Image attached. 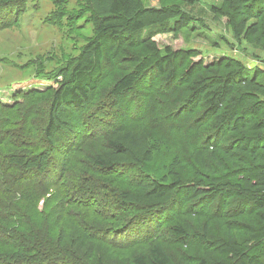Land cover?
<instances>
[{
	"label": "trees",
	"instance_id": "1",
	"mask_svg": "<svg viewBox=\"0 0 264 264\" xmlns=\"http://www.w3.org/2000/svg\"><path fill=\"white\" fill-rule=\"evenodd\" d=\"M29 1L0 0V29L28 11ZM35 1L39 0H33V6ZM47 1L57 10L68 2ZM83 2V9L89 7L92 36L75 60L35 74L38 80H54L57 87H49V94L37 101L32 96L39 90L33 87L13 93L11 103L0 99V264H80L75 249L88 241L101 240L125 251L148 242L142 239L153 232L148 231V220L156 219L170 202L194 205L201 200H217V210L227 219L209 225V218L216 220L212 212L201 221V216L194 219L190 212L179 211L169 229L175 241L188 249L175 260L154 241L131 254L132 264H264V69L257 68L251 76L235 58L208 67L194 63L187 82L177 89L174 109L163 110L173 111L192 132V137L181 138L188 144L184 162L196 171L190 172L173 157L162 173L137 176L138 183L129 187L138 191L131 196L130 190L119 189L118 179L127 175L119 172L120 163L127 160L117 157L125 155L130 141L134 150H128L129 162L134 163L130 166L140 173L158 148H152L145 135L130 130L107 141L109 153L87 159L85 174L90 177L71 172L68 154L79 139L73 112L86 107L77 117L85 123L83 143L86 139L91 144L109 127L119 129L117 97L133 91L150 70L166 82L177 73L175 53L150 42L140 46L139 32L163 20L185 26L197 18L177 3L154 7L143 0ZM221 2L210 9L227 18L233 35L264 47V0ZM115 58L128 62L129 69L112 83L108 102L101 103L95 94L106 66ZM161 119L160 128L166 130L168 125H162ZM100 174L109 176L107 184H100Z\"/></svg>",
	"mask_w": 264,
	"mask_h": 264
},
{
	"label": "rangeland",
	"instance_id": "2",
	"mask_svg": "<svg viewBox=\"0 0 264 264\" xmlns=\"http://www.w3.org/2000/svg\"><path fill=\"white\" fill-rule=\"evenodd\" d=\"M143 2L146 6L154 7H160L165 2L167 4L177 3L182 9L197 18L185 26L175 20L159 21L142 29L138 34L140 46L144 45V42H150L149 44H154L159 49L169 47L175 53L173 62L177 70L176 77L174 80L166 82L164 76L158 74L155 69L148 71L133 91H127L116 98L117 120H115V124L119 129L110 131L109 127V130L107 129L99 139L92 141L91 144L86 143V139L84 143L81 140V137L86 133L85 123L81 118H77L80 117L82 111L86 110V107H81L77 112H73L72 123L79 131V139L68 154L71 157L68 162L69 171L90 177L91 174H85L89 170V163L86 165V161L94 155L109 153L107 147L109 139H119L130 130L135 135H145L147 143L152 148H158V151L155 152L150 163L141 165L140 173H135L134 167L130 166L134 165L129 162L132 157L128 155V150L134 151L130 141L126 143L128 147L125 155L117 157L119 160L121 158L127 160L120 163L119 172H125L127 175L118 179L119 189L121 191L130 190L131 196H134L138 191L134 187H129L130 183H138L136 182L137 176L145 173L153 176L162 173L163 165L170 162L173 157H178L185 163L190 172L196 171L194 167L191 168L192 165L189 162L188 164L184 162L188 144L186 139L182 140V138L192 137V132L186 129L185 122L178 118L173 111L168 113L164 111L165 109H174L179 94L177 89L187 82L188 71L194 66V63L208 67L224 60L232 61L235 58L248 68V74L251 76L257 68L264 69V47L251 44L244 38H236L227 26V18L212 13L210 5L220 6L221 0H201L194 4H190L188 0H143ZM29 3L28 11L21 7V10L24 11L17 16V20L11 21L10 24L6 22V26L4 25L0 29V99L4 103L15 101L12 99L13 93L32 87L39 90L35 96H32L33 100L37 101L39 97L45 98L49 94L48 88H56L58 83H55L54 80H38L35 76L51 72L59 63L75 60L83 44L93 34L89 7H85L86 10L83 9V0H68L58 10L52 2L47 0L35 1L36 6L32 5L33 0H30ZM188 54L189 56H186ZM183 56L186 57L185 60L182 59ZM127 63L116 58L111 60V64L106 66L107 70L105 69V75L95 94V100L101 101V103L108 102V91L115 79L129 69ZM23 95L29 94L24 93ZM17 101H22V98ZM186 109L188 108L186 107ZM65 113L66 111L62 109L59 116L64 118ZM169 113L170 116H168ZM162 116L169 120L161 119ZM160 119L162 125H168L166 130L160 128ZM74 156L77 159L76 162H74ZM143 178L145 180L147 177ZM99 181L101 185L107 184L109 176L100 174ZM201 201L194 205L170 202L166 210L162 209V214H159L156 219L148 220L147 223H151L148 231L152 230L153 232L142 238L146 239L143 240L144 242H148L136 243L131 246V249L124 251L118 247L109 246L101 240L82 243L75 249L77 261L80 264H132L131 254L145 250L147 245L154 241L160 242L168 253L178 260L176 257L184 252V249H188V245H180L170 232L169 226L176 222L173 216L175 213L181 211L187 214L190 212L192 218L201 216V221H203L204 218L205 220L209 218L207 213L212 212L216 220L209 218V225L216 221L218 225H221L223 220L227 219L222 216V210H217V200L213 202ZM41 204L40 202L39 207ZM140 222L143 223L142 220ZM236 234L239 235V233ZM87 253L94 257L93 260L86 258Z\"/></svg>",
	"mask_w": 264,
	"mask_h": 264
}]
</instances>
